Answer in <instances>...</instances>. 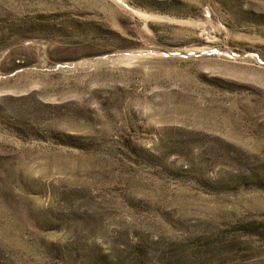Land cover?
Here are the masks:
<instances>
[{
    "label": "rangeland",
    "instance_id": "obj_1",
    "mask_svg": "<svg viewBox=\"0 0 264 264\" xmlns=\"http://www.w3.org/2000/svg\"><path fill=\"white\" fill-rule=\"evenodd\" d=\"M0 264H264V0H0Z\"/></svg>",
    "mask_w": 264,
    "mask_h": 264
}]
</instances>
